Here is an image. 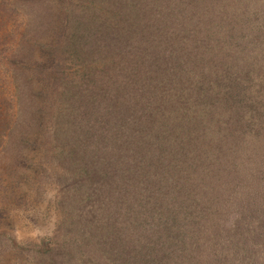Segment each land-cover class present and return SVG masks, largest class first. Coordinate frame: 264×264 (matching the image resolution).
Returning a JSON list of instances; mask_svg holds the SVG:
<instances>
[{
    "label": "trees",
    "instance_id": "1",
    "mask_svg": "<svg viewBox=\"0 0 264 264\" xmlns=\"http://www.w3.org/2000/svg\"><path fill=\"white\" fill-rule=\"evenodd\" d=\"M0 152L40 262L264 264V0H0Z\"/></svg>",
    "mask_w": 264,
    "mask_h": 264
},
{
    "label": "rangeland",
    "instance_id": "2",
    "mask_svg": "<svg viewBox=\"0 0 264 264\" xmlns=\"http://www.w3.org/2000/svg\"><path fill=\"white\" fill-rule=\"evenodd\" d=\"M0 264H51L32 256V243L48 242L58 214L51 201L55 186L35 172V157L17 162L0 152ZM42 183L41 193L37 184Z\"/></svg>",
    "mask_w": 264,
    "mask_h": 264
}]
</instances>
